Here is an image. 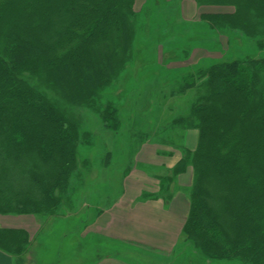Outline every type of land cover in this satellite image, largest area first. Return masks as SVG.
Segmentation results:
<instances>
[{"label": "trees", "instance_id": "obj_1", "mask_svg": "<svg viewBox=\"0 0 264 264\" xmlns=\"http://www.w3.org/2000/svg\"><path fill=\"white\" fill-rule=\"evenodd\" d=\"M131 1L0 0V30L9 22L6 46L0 50V158L7 157L0 160V213L39 217L55 211L76 159L74 125L26 73H44L64 99L91 106L97 92L110 85L131 57L129 44L135 31H129L128 19L138 14ZM167 1L147 0L143 6L145 56L140 73L153 72L165 54L171 60H188L195 49H223L221 38L228 41L235 31L258 38L254 29L259 22L251 24L249 12L264 20V0H193L201 10L199 19L181 22L164 20L160 7ZM213 8L227 10H207ZM115 31L123 48L118 59L115 49L104 52L99 47ZM211 35L214 38L207 40ZM221 62L200 72L207 78L203 92L189 112L173 122L185 131L197 129L196 148L190 150L185 141L178 146L181 159L170 173L157 177L161 181L154 198L161 196L169 203L172 185L176 188L178 177L190 168L185 239L207 259L264 264V99L254 88L264 73V59L250 56ZM193 80L186 82L182 93ZM128 95L127 89L122 98ZM107 109L111 115L117 111L111 102ZM23 155L36 158L16 167L6 162ZM16 169L23 171L19 177L13 174ZM141 198L153 197L143 192ZM41 234L31 237L23 229L0 228V249L13 255L15 264L27 260L43 264L47 252L55 264H80L85 256H91L89 264H96L117 253L111 247L107 249L111 253L101 254V241L81 237L77 228L70 237L62 236V246L57 244L54 252ZM71 237L78 240L65 241ZM32 241L42 253L31 248Z\"/></svg>", "mask_w": 264, "mask_h": 264}, {"label": "rangeland", "instance_id": "obj_2", "mask_svg": "<svg viewBox=\"0 0 264 264\" xmlns=\"http://www.w3.org/2000/svg\"><path fill=\"white\" fill-rule=\"evenodd\" d=\"M146 1L134 0V10L138 14L128 19L129 31L131 33L135 31V40L132 43L130 41L129 44V51H131L129 57H131L127 58L129 60L123 66V70L116 73L110 85L103 91L97 92L91 106L71 103L64 99L59 90L47 82L44 73H26L32 85L74 125L78 134L76 159L69 175L66 192L62 194V201L55 211L42 212L39 217L33 214L0 213V228L23 229L31 237L37 234L32 233L33 230H39L42 237L47 238L53 252L57 244L62 246V236L70 234L68 235L70 237L76 228L80 231L81 237L101 241L99 246L101 254H106L107 249L111 248L108 246H115V249L120 250L121 244H112L110 240L106 241L104 237H98L96 228L91 223L103 213L105 207L114 203L126 190H138L144 187L149 189L145 193H151V197H156L155 190L159 189L160 184V179L158 180L157 177L170 173L177 164L168 167L169 170L166 169L165 165L168 166L171 160L181 159L178 146L185 141L187 148L195 150L197 129L185 131L173 125V122L178 116L187 114L203 92V83L207 78L201 77L200 72L208 69L212 64L222 63V60L244 61L250 56L264 59V39L261 37L264 20L253 17V14L249 12L250 23H260L255 24L254 29L255 34L259 35L258 38H245L242 32L235 31L228 37V41L226 37L221 38L223 49H217L218 51L195 49L188 60H171L169 54H165L163 63L156 66L153 72L143 70L140 73L143 56H145L144 53L142 55L144 49L142 22L145 19L142 11ZM160 8L164 20L177 22H181L182 18L198 20L201 12L193 0H170L166 3L162 2ZM207 10L217 12L227 9ZM8 23H3L0 30L1 51L6 46L4 35L9 31ZM213 38V35L206 37L207 40ZM121 40L118 31H115V34L101 42L99 47L104 52L115 49L118 59L122 56ZM192 78L194 83L182 93V88ZM254 88L257 90V96L264 99V73L259 75ZM127 89L129 95L122 98V93ZM108 102H111L117 110L114 115H111L107 109ZM101 112L105 115L103 116ZM141 144L143 145L140 146ZM3 158L7 157L3 154L0 160L3 161ZM16 158L19 156L12 157L6 162L16 167L21 162L28 161V158L36 157L23 155L20 160ZM39 164L40 162L35 163L34 166ZM22 172L16 169L13 174L19 177ZM131 172L133 176L128 188L125 177ZM172 187L174 188L173 185ZM140 197L138 200L142 201L143 198L140 199ZM127 200L126 197L125 201ZM19 218L23 224H20ZM109 223L126 232L130 231L134 225L124 221L123 218L111 219ZM184 239L185 236L182 235L181 242L171 257L164 258L162 254H158L159 256L155 254L152 255L153 261L143 256L140 259L141 264H152V262L154 264H249L237 259H207L191 241ZM72 240L76 239L71 237L66 238L65 241ZM30 246L42 253V248L36 241H32ZM94 248L96 250V243ZM50 253L52 255L51 250ZM46 254L48 257L43 254L45 257L43 264H55L50 254L48 252ZM25 258L29 259L30 256L26 255ZM90 260L91 256H85L80 264H89ZM24 264L36 263L31 261L28 263L27 260Z\"/></svg>", "mask_w": 264, "mask_h": 264}, {"label": "crops", "instance_id": "obj_3", "mask_svg": "<svg viewBox=\"0 0 264 264\" xmlns=\"http://www.w3.org/2000/svg\"><path fill=\"white\" fill-rule=\"evenodd\" d=\"M176 159L171 160L165 168L174 166L180 160V158ZM132 172L125 177L128 188L133 176ZM191 179L192 172L188 168L178 177L176 188L172 187L174 195L169 203H165L161 196L138 200L143 192L149 190L142 187L138 190H126L114 203L105 207L103 213L91 225L96 228L98 237L102 236L106 241L110 240L112 244H121V249H116L115 256L103 258L96 264H141L140 259L143 256L154 261L152 255L155 254H162L164 258L171 257L182 239V228L189 211L186 188L190 185ZM157 191L158 189L155 190ZM126 197L127 201H125ZM116 218H123L124 221L134 225L130 231H122L109 223V220ZM18 220L20 224H23L20 218ZM35 232L38 233L39 230L35 229L32 233ZM74 238L78 240L77 237ZM110 247L115 248V246ZM0 264H15V258L0 249Z\"/></svg>", "mask_w": 264, "mask_h": 264}]
</instances>
